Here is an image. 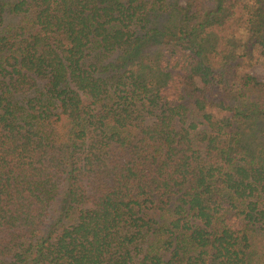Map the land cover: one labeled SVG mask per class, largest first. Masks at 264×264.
<instances>
[{"label": "trees", "instance_id": "obj_1", "mask_svg": "<svg viewBox=\"0 0 264 264\" xmlns=\"http://www.w3.org/2000/svg\"><path fill=\"white\" fill-rule=\"evenodd\" d=\"M264 0H0V264H264Z\"/></svg>", "mask_w": 264, "mask_h": 264}, {"label": "rangeland", "instance_id": "obj_2", "mask_svg": "<svg viewBox=\"0 0 264 264\" xmlns=\"http://www.w3.org/2000/svg\"><path fill=\"white\" fill-rule=\"evenodd\" d=\"M247 71L264 81V63H255L247 68Z\"/></svg>", "mask_w": 264, "mask_h": 264}]
</instances>
